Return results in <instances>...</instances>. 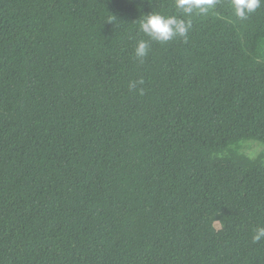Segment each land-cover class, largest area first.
Here are the masks:
<instances>
[{
	"label": "trees",
	"instance_id": "16d2710c",
	"mask_svg": "<svg viewBox=\"0 0 264 264\" xmlns=\"http://www.w3.org/2000/svg\"><path fill=\"white\" fill-rule=\"evenodd\" d=\"M206 7L0 0V264H264V4Z\"/></svg>",
	"mask_w": 264,
	"mask_h": 264
},
{
	"label": "clouds",
	"instance_id": "9594fccd",
	"mask_svg": "<svg viewBox=\"0 0 264 264\" xmlns=\"http://www.w3.org/2000/svg\"><path fill=\"white\" fill-rule=\"evenodd\" d=\"M213 4V0H176V8L184 15H190L194 10L206 12L207 7ZM264 0H233V7L236 9V15L244 18L245 9L248 12L255 11ZM139 28L151 40L160 43H166L177 36H186L190 22L186 23L175 16H166L161 13L151 12L143 15L139 19ZM149 44L147 41L140 40L135 48V55L138 58H144L148 55ZM264 238V227L257 229L253 236V241L258 242Z\"/></svg>",
	"mask_w": 264,
	"mask_h": 264
},
{
	"label": "rangeland",
	"instance_id": "374dc122",
	"mask_svg": "<svg viewBox=\"0 0 264 264\" xmlns=\"http://www.w3.org/2000/svg\"><path fill=\"white\" fill-rule=\"evenodd\" d=\"M246 144H252V146H250V148H248L246 151L249 157L256 158L261 155V152L264 147L263 145L257 142H253V141L248 142Z\"/></svg>",
	"mask_w": 264,
	"mask_h": 264
}]
</instances>
